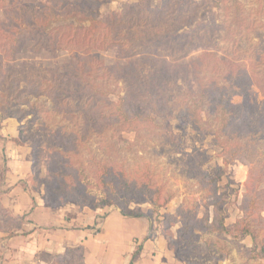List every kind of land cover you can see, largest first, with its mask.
Instances as JSON below:
<instances>
[{"label": "trees", "instance_id": "16d2710c", "mask_svg": "<svg viewBox=\"0 0 264 264\" xmlns=\"http://www.w3.org/2000/svg\"><path fill=\"white\" fill-rule=\"evenodd\" d=\"M106 1L0 0L4 18L0 21L1 120L17 118L22 124V111L17 107L29 103L28 96H46L66 122L54 132L53 182L45 181L47 188L42 199L56 208L69 202L96 210L119 205L124 216L149 219L155 215L162 225L161 234L181 255L198 241V231L220 237L231 233L226 226L228 202L220 183L231 165L241 164L250 170L239 206L242 218L233 225L232 234L250 237L259 251L253 259H264V242L259 240V232L264 230V163L254 166L259 154L257 136L264 129V101L259 100L260 96L264 98V47L262 42L254 43L251 36H264L260 34L264 29V0H253L251 8L241 0H169L160 7H152V0H131L135 3L123 4L120 11L108 14L100 22L96 12ZM210 3L216 12L203 22L199 14ZM30 44L53 50L77 49L81 54L74 56L63 73L20 72L25 77L21 89V79L13 65ZM108 49L118 52V60L111 65H105L99 54ZM198 51L201 54L191 58ZM245 61L249 67L243 65ZM98 73L103 82L113 79L123 83L117 104L89 80ZM170 79L186 86L190 103L182 107L172 99ZM21 95H25L24 100ZM76 95L87 96L78 111L72 101ZM238 97L241 102L235 103ZM101 101L112 108L107 114L99 109ZM175 111V120H184L201 130L202 123L211 117L219 125L215 141L221 148L223 166L217 165L201 175L213 208L211 223L200 222L182 207L174 215L166 213L174 196L165 193L164 186L156 183L148 168L133 184L123 169L98 164L94 171L97 186L108 197L95 203L90 201L93 198L85 199L89 183L82 174L77 179L73 164L66 161L70 153L92 136L109 130L119 135L139 122L154 124L156 118L172 116ZM24 132L21 126L19 136L13 139L19 146L31 141L23 136ZM222 136L225 140L220 139ZM227 139L231 140L229 144ZM119 145L118 141L116 146ZM31 150L34 175L30 179L34 180L39 174V145L31 142ZM4 165L6 168V162ZM5 170H0V233L13 236L27 220L3 204L7 193L2 190ZM234 192L239 197V191ZM131 204L151 208L144 213L131 210ZM178 224L181 227L174 234ZM80 251L81 247H69L55 254L50 264H86Z\"/></svg>", "mask_w": 264, "mask_h": 264}, {"label": "rangeland", "instance_id": "374dc122", "mask_svg": "<svg viewBox=\"0 0 264 264\" xmlns=\"http://www.w3.org/2000/svg\"><path fill=\"white\" fill-rule=\"evenodd\" d=\"M40 2L42 0H39ZM169 0H152V7H160L163 3H167ZM177 3L181 0H174ZM200 2L201 0H195ZM216 1V0H213ZM247 8L253 7V0H241ZM26 3V1H24ZM28 3V2H27ZM125 3H135L131 0H108L102 4L97 10L96 15L100 22H103L105 17L116 11H120L122 5ZM212 3L208 4L200 14L201 21H208L212 14L216 12L212 6ZM37 8L39 5H35ZM3 15L0 11V21H3ZM264 22V17L262 18ZM77 21V20H74ZM69 22V21H68ZM72 22V21H71ZM260 34H264V29L260 30ZM223 36V33H220ZM254 39V43H263L264 36L257 38V36L251 35ZM221 43V40H219ZM81 54L77 49H60L53 50L50 48H44L40 46H34L30 44L24 50V52L17 57L14 63V68L17 70L16 74L21 79V89L24 88L25 77L20 72H29L31 70L47 73L48 70H55L63 73L69 66L70 62L74 59V56ZM101 59L105 65H111L118 60V52L115 49H108L101 51ZM201 52H195L191 55L196 57ZM152 57V55H150ZM243 65L249 67V62H243ZM144 72L147 73L149 69L145 66ZM148 69V70H147ZM101 74L98 73L95 76L88 77L92 80L94 86L97 87L102 93H107L109 98L115 103H118V96L124 89L122 82L115 83L112 79L109 82H103L100 78ZM169 86L171 87L170 93L173 98L183 107L187 102L190 103L191 97L186 86H181V81L170 79ZM193 87L195 85L193 83ZM196 91V89H195ZM25 95H21V100H24ZM89 97V95H88ZM30 102L24 106L17 107L21 110L20 116L23 117L22 124L17 118L11 119V129L21 130V126H24V137L29 138L31 141L25 144L31 150V142L39 145V164L36 179L30 178L34 175L33 170L31 177L26 187H28L33 193H35L40 203L45 204V207L52 209L53 214L57 216L52 219V222H56L58 226L65 228H71L77 230L87 225V220L97 219L94 225V230H98L99 225L103 222L106 215L112 210L121 211V206L113 205L106 207L102 210L103 214L95 215L96 209L92 207L81 208L76 202H69L64 207L56 208L44 202L42 199L45 189L47 188L45 181L53 182V176L51 171V164L53 163V148L52 143L56 142V136L54 132L61 127L64 123L63 115L54 111L55 104L46 96L35 97L28 96ZM84 98L87 96L76 95L72 101L74 108L78 111V107L82 108ZM260 101H264L262 96L259 97ZM235 103L241 102V98H235ZM105 102H100V110L104 114L111 111L108 105H104ZM53 110L52 113L49 111ZM177 111L172 113V116H166L165 118L158 117L155 123L139 122L129 130L118 135L114 130H109L100 136H92L86 140L85 144L77 149V151L70 153V157L66 160L69 164H73V170L77 171V179L81 174L84 179L89 183V187L85 189V199L92 202H98L100 198H107V192L98 187V181L95 178V170L98 164H105L112 167L115 170L123 169L126 173L127 180L130 183H135L141 179V172L145 168L155 175V181L160 186H164L165 193L174 196L173 201L166 209V213L175 214L177 209L182 207L188 214L196 218L202 223L206 221L212 222L213 220V208L209 206L207 195L209 193L208 187L201 179V175L206 170L215 168L217 165L223 166V160L219 157L221 148L217 145L215 138L218 130V123L214 121V117L206 119L202 123V130L192 124L186 123V121H178L174 119ZM1 116V115H0ZM64 122V123H63ZM1 128V123H0ZM259 154L254 161V166L258 163H264V129L261 134L257 136ZM221 140H225L222 136ZM7 142L11 141L4 138ZM121 145L116 146L117 142ZM227 143L229 141L227 139ZM5 151V150H4ZM32 152V150H31ZM72 154V155H71ZM0 155V161L2 162ZM32 159V154H31ZM0 170H5L2 167ZM250 167L243 166L241 164L231 165L228 171L220 183L221 193L224 195V199L228 202L226 226L229 229V234H225L220 237L216 233H209L198 231V241L192 247H186L183 254L179 255L178 252L173 249L178 256L184 257L186 261L194 263H207L220 262L223 260H233V264H264V259H253V255L258 254L253 245L250 237L236 236L232 234L233 225L235 222L242 218V213L239 209L242 201V194L245 192V182L249 173ZM73 171V172H74ZM71 176H74L70 172ZM4 190V188L2 189ZM234 190L239 191V197L235 194ZM5 191V190H4ZM23 201V197L18 198ZM151 207L149 205H136L131 204L130 209L148 212ZM122 212V211H121ZM58 216L68 219L67 224L61 223ZM264 217V214H263ZM34 218V213L30 215V219ZM130 219V217H125ZM133 218V217H132ZM155 215L150 216L148 221L152 223L151 236L157 233L161 234L162 225L158 223ZM74 219V221H71ZM86 219V220H85ZM141 223L142 218H135ZM54 224V223H53ZM49 230H54L55 226ZM131 226V227H130ZM135 225L130 224L123 229L122 232L128 233ZM130 227V228H129ZM181 227L178 224L173 233L176 234L177 230ZM24 232L16 230L17 233ZM0 233V264H15L18 259L14 257V250L16 248L11 247L8 243L10 234L8 236H2ZM4 235V234H3ZM162 235V234H161ZM14 236V235H13ZM12 236V237H13ZM117 241V238H114ZM117 239V240H116ZM248 243H245V240ZM259 240L264 242V230L259 232ZM114 241V243H115ZM79 247V246H74ZM66 251V250H65ZM64 251V252H65ZM81 255V251L79 252Z\"/></svg>", "mask_w": 264, "mask_h": 264}, {"label": "crops", "instance_id": "0c3cea01", "mask_svg": "<svg viewBox=\"0 0 264 264\" xmlns=\"http://www.w3.org/2000/svg\"><path fill=\"white\" fill-rule=\"evenodd\" d=\"M0 123V155L3 158L0 168H5L6 162L3 188L7 193L3 196V204L16 216H25L27 220L24 232L8 239L11 247L16 248L14 257L18 260L15 264H50L55 254L74 246L81 247V256L86 264H233L231 259L218 263L186 261L169 246L163 235L157 233L151 236L150 221L142 218L139 223L135 218L127 219L119 210L110 211L98 230L93 228L96 218H88L87 225L77 230L58 226L55 220L52 222L57 217L52 209L40 203L38 200L41 199H37L35 193L25 186L32 174L31 150L13 141L19 136V131L10 128L11 119L2 121L0 116ZM9 137L11 141L5 143L4 138ZM19 197L24 200L20 201ZM33 213L34 218L30 219ZM95 213L104 215L102 210ZM58 219L61 223L69 222L62 216ZM130 224L135 226L128 233L122 232ZM51 225L55 226L54 230H49ZM245 243H248L247 239Z\"/></svg>", "mask_w": 264, "mask_h": 264}]
</instances>
